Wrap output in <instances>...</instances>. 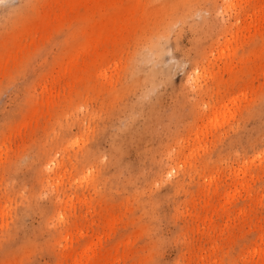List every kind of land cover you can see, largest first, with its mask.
I'll return each mask as SVG.
<instances>
[{"label":"rangeland","instance_id":"1","mask_svg":"<svg viewBox=\"0 0 264 264\" xmlns=\"http://www.w3.org/2000/svg\"><path fill=\"white\" fill-rule=\"evenodd\" d=\"M0 264H264V0H0Z\"/></svg>","mask_w":264,"mask_h":264}]
</instances>
